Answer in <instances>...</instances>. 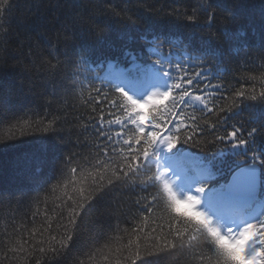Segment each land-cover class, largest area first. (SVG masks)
<instances>
[{"label":"trees","instance_id":"obj_1","mask_svg":"<svg viewBox=\"0 0 264 264\" xmlns=\"http://www.w3.org/2000/svg\"><path fill=\"white\" fill-rule=\"evenodd\" d=\"M0 23L6 27L0 35V264H223L204 237L189 245L186 222L174 203L170 210L160 183L127 174L114 179V172L127 171L124 164L135 169L145 162L132 157L147 137L112 103L114 92L85 78L86 63L155 47L167 68L195 79L190 87L184 80L192 93L187 105L172 107L179 99L173 89L162 110L181 115L169 116L158 133L180 136L171 150L215 167L210 188L257 160L264 190V98L235 96L264 90V0H11ZM43 61L58 66L50 71ZM195 95L225 112H200ZM109 116L120 123L111 125ZM217 116L223 127L243 129L247 143L216 142L223 131L211 127ZM54 118L56 130L42 131ZM251 128L256 132L247 137ZM109 178L67 247L53 253L81 193Z\"/></svg>","mask_w":264,"mask_h":264},{"label":"snow or ice","instance_id":"obj_2","mask_svg":"<svg viewBox=\"0 0 264 264\" xmlns=\"http://www.w3.org/2000/svg\"><path fill=\"white\" fill-rule=\"evenodd\" d=\"M11 4V0H0V18L4 16L5 10L8 8V6ZM185 19L192 22L195 20L194 14H186ZM6 31V27L3 23H0V35H2ZM0 54H3V50L0 49ZM47 65L48 70L54 71L58 65L52 64L49 61H43L41 66ZM179 68V67H177ZM111 72H114L116 75L119 76L123 81L127 82L133 87H139V86H147L148 81V74L141 72L137 68H133V70H124L120 69L119 67H113L110 69ZM199 78V76L197 77ZM181 81L183 82L186 77H181ZM195 82V79L193 78H187L186 83L190 87ZM216 88H219L220 86H215ZM83 88V86H81ZM173 89H176L179 92V99L178 100H172L173 96ZM205 91L207 89L205 88ZM115 92L117 95V99L113 100L112 103L116 104V106L121 109L123 112L128 113V120L131 121L133 125L136 126L138 134H143L147 137L143 143H145L147 146L144 147L142 150L138 149L137 153L133 155L132 159L139 160V157L142 155L145 159V162H147V157L149 156L150 149H152L154 142L162 143L166 145L167 149L171 150L174 148V146L180 142V136H166V137H160L158 131H147L145 132V126H151V128H161L164 126V123L168 122V117L173 115H181V111L177 110L176 113H173L171 109L162 110V106L155 105L153 106L147 117L144 115V113L138 111L136 109V105L134 101H137L138 99L134 98L132 95H129L127 91H125L123 88H116ZM167 94L168 100H172V107L176 108L177 104L183 106L187 105V98L192 95L187 89L182 87V83H174L170 86V88L167 91H152L148 95H151L153 97H162ZM97 95H99V92H97ZM147 95V96H148ZM235 96L242 99V98H249V99H257V98H264V90H262L259 94V96L252 95L250 97L245 95V92L243 90H237L235 92ZM145 98V97H144ZM144 98L142 100H144ZM194 100L198 101L199 104L203 105V107L199 108L200 112H204L205 109L209 113L213 112L214 110H218L219 113L225 112V108L213 106L212 108H209L208 105L212 103L210 99H208L207 96L202 97L201 95H195L193 97ZM235 101H233L232 105H229L228 110L232 111L235 109ZM158 113L159 115H157ZM160 117H164L163 121H161ZM223 118L221 116H217L216 122H214L211 127L213 131H216L217 128H222V134L215 135L214 140L219 143H231L233 147L236 146H243L247 143V139L244 136V130L238 127L236 124H233L231 126V130L228 129V127H223L222 125ZM116 123H120L119 118L115 121ZM193 122L195 123V118H193ZM58 123V120L55 118L49 122L48 125L44 126L41 130L44 132L47 131H53L56 130L55 125ZM207 123V121H205ZM142 130V131H141ZM171 131V129H169ZM256 132L255 128H251L247 131V137H250ZM149 133H151V136H149ZM126 144L130 143L126 140ZM141 141L137 140V143L139 144ZM187 142V140H185ZM124 168L127 169V171H123L121 175H116L115 172L113 173V177L115 180H123L125 179V174H127L128 177L135 176L136 173L140 171L139 167H136L133 169L131 163L124 164ZM73 172L76 171L75 168L72 169ZM157 177H160V180L162 177L160 175L155 176V179L157 180ZM148 180L153 179L152 177H148ZM113 182V178H109L107 181V185L101 180V182L93 187L90 188L87 192H82L79 197V202L75 203V208H72L69 216H68V225L71 227L66 231L63 238L59 241L60 248L57 249L55 246L52 248V252L56 253L61 249H64L67 247L69 241L71 240L74 229L76 225L80 222V218L82 216L83 210L87 207V205L94 199V197L100 193L102 190H104L107 186L111 185ZM163 191L166 194L168 201H169V208L172 211V205L173 200L175 201H191L194 209L198 210V205L201 203V198L199 194H204L206 188L208 187L206 183H199L195 186L194 191L197 195H193L191 193L186 194L184 198H179L177 194L173 191L170 184L165 180L163 182ZM242 189V185L240 182L234 181L232 185L229 187L220 189L216 192L209 193L210 198L220 204H226L231 197L236 195L240 190ZM171 197V199L169 198ZM173 212V211H172ZM174 213V212H173ZM207 220V226H201L193 224L190 220L187 218H183L186 222V228L185 231L190 233L189 236V245H191L192 242H196L200 237H204L206 240L210 241L211 245L215 247L216 252L218 253L219 257L223 259V264H234L231 257L228 255L226 249L221 246L220 243L217 242L216 238L212 235H209V229L213 230L218 236L224 237V239L229 243H236L240 245V257L242 259H251L254 261L260 262V264H264V218H261L259 221L255 223H251L253 227L256 230L255 236H252L250 239L245 238V234L243 232V228L247 226V224H244L241 228H239L236 231H233L231 227L227 228L224 232L221 231L219 227H217L213 223V219L210 215H208L206 212L202 213ZM55 239V238H53ZM256 246L254 251L249 254V248ZM172 247H175V245H172ZM165 251L164 249H160L159 251ZM259 250V252H257ZM48 251L47 249L40 248L41 254ZM158 251V252H159ZM13 255L15 254V250H12ZM145 252H152L151 250L146 249ZM155 253V252H153ZM5 259H8V255L6 254ZM37 264H39V260H37Z\"/></svg>","mask_w":264,"mask_h":264},{"label":"water","instance_id":"obj_3","mask_svg":"<svg viewBox=\"0 0 264 264\" xmlns=\"http://www.w3.org/2000/svg\"><path fill=\"white\" fill-rule=\"evenodd\" d=\"M239 181L242 189L238 192L241 194L253 193L258 189L259 171L256 166H247L239 169L232 174L228 185H232L234 181Z\"/></svg>","mask_w":264,"mask_h":264},{"label":"rangeland","instance_id":"obj_4","mask_svg":"<svg viewBox=\"0 0 264 264\" xmlns=\"http://www.w3.org/2000/svg\"><path fill=\"white\" fill-rule=\"evenodd\" d=\"M156 83L158 84V88L157 87H152V88H150V89H148V90H146L145 92H143V93H138L137 94V104L140 106V107H145V106H147L149 103H151V102H153V101H155L156 99H158L159 97H153V96H151V95H148L150 92H152V91H161V92H163L164 91V89L166 88V82H165V80H161V81H156ZM148 95V96H147ZM145 97V98H144ZM144 98V100H142ZM161 145H162V143H160ZM173 186L176 188V189H178V194L180 195V186L179 185H174L173 184ZM179 197V196H178ZM180 198V197H179ZM183 203V205H185V203L184 202H182ZM222 215V214H221ZM223 216H225V215H223ZM218 224V223H217ZM220 225V224H219ZM224 238V237H223ZM231 245L232 246H236V247H238L239 249H240V245H238V244H236V243H231Z\"/></svg>","mask_w":264,"mask_h":264},{"label":"bare ground","instance_id":"obj_5","mask_svg":"<svg viewBox=\"0 0 264 264\" xmlns=\"http://www.w3.org/2000/svg\"><path fill=\"white\" fill-rule=\"evenodd\" d=\"M259 182L261 183V179L259 180ZM223 209L219 210L220 214L222 215H225L223 212H222Z\"/></svg>","mask_w":264,"mask_h":264}]
</instances>
